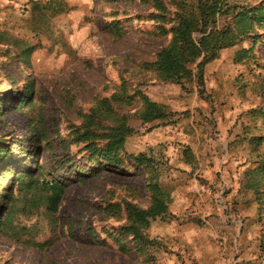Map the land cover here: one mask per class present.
Instances as JSON below:
<instances>
[{
  "label": "rangeland",
  "instance_id": "rangeland-1",
  "mask_svg": "<svg viewBox=\"0 0 264 264\" xmlns=\"http://www.w3.org/2000/svg\"><path fill=\"white\" fill-rule=\"evenodd\" d=\"M230 1L239 4L240 9L263 0ZM148 10L139 0H94L89 22H23L22 34L13 36L36 44L29 63L15 57L14 49L11 56L5 53L11 45L10 38L0 36V92L4 93L0 103V149L10 152L0 163V196L3 186L14 187V176L21 170H44L49 177L60 176L70 182L59 208L60 226L56 232L47 226L44 216H39L40 231L35 238L43 241L52 237L55 243L40 251L0 234V264H159L160 259L174 253L181 261L182 252L188 253L190 237L198 244L223 243L221 235L214 231L220 226L239 230V249L248 252L238 264H264V27L254 25L260 42L252 49V57L242 61H236L235 54L241 48H252V39L238 38L232 31L220 36L222 48L217 58L205 64L204 85L200 87L198 61H193L171 34H153V21L136 17L140 12L148 14ZM114 16L120 20L132 18L125 23V36L118 40L108 36L104 27ZM124 68L126 79L165 105L169 115L161 121L142 124L136 102L127 110L129 134L124 155L130 166L99 169L88 163L81 146H75L70 127L81 122L80 112L89 110L95 96L111 93L106 84L120 85L119 69ZM28 80L34 81V100L25 108L19 103ZM230 116L238 117L240 122L234 145L243 173L248 171L253 180L255 202L253 215L246 216L250 205L239 198L238 207L231 208L234 219L222 220L218 212L223 204L216 189L211 191L208 203L201 200L199 193L208 179L200 163L205 155V136L218 139L221 130L229 128L224 120ZM157 122L171 130L184 123L186 147L183 153L177 150L182 142L176 138L172 155L178 163L176 176L182 175L177 183L184 200V215L180 217L170 214V206L163 212L158 200L160 195H172L176 187L166 172L174 167L170 158L164 151L158 156L149 142ZM140 154L154 160L157 195L147 189L148 171L128 157ZM6 168L14 171L3 178ZM126 202L153 212L148 228L142 230L153 243L143 247L142 252L134 249L129 236H125L128 252H121L107 234V230L121 232L126 222ZM206 204L211 205L209 212ZM4 205L2 197L0 212ZM35 220L27 221L22 215L13 218L15 224ZM96 238L109 245L95 242Z\"/></svg>",
  "mask_w": 264,
  "mask_h": 264
},
{
  "label": "trees",
  "instance_id": "trees-1",
  "mask_svg": "<svg viewBox=\"0 0 264 264\" xmlns=\"http://www.w3.org/2000/svg\"><path fill=\"white\" fill-rule=\"evenodd\" d=\"M104 3L120 2L122 0H102ZM134 1V0H133ZM144 8H149L148 14L140 12L138 19L153 21V34L172 35V40L178 41L197 62V81L201 87L204 85L205 64L217 58L222 46L218 38L227 32H234L238 38H250L253 41L252 48H241L235 54L236 61L252 57V49L260 42V34L255 29V24L264 27V0L252 7H242L232 4L230 0H139ZM241 7V6H240ZM115 14V13H114ZM113 15V13H109ZM132 18L120 20L114 18L105 22V31L114 40L125 36V23ZM155 22V24H154ZM231 22V23H230ZM36 44L27 43L24 40L13 38L5 53L29 63V56L36 49ZM159 67L158 62H156ZM160 70V67H159ZM127 68L119 69L120 85L106 84V89H112L110 94L97 95L87 112H80L81 122L70 127L71 137L75 146H81L80 151H86L88 163L99 169L107 166L121 168L129 167L126 162L125 142L129 134L128 120L130 113L127 111L136 102L139 104L140 120L142 124H149L168 117L167 107L147 95L139 84L131 83L124 74ZM1 81V80H0ZM34 81L28 80L23 89V99L19 103L21 107L28 108L33 103ZM18 92V91H17ZM4 93L0 92V103L3 104ZM8 149H0V163L5 161ZM138 167L142 166L148 171L147 189L153 195L159 194L157 173L154 171V160L143 154L128 156ZM13 168H6L2 177L12 173ZM57 172H54L56 175ZM60 177V176H59ZM59 177H49L44 170L32 172L19 171L13 179L14 187L3 186L5 205L0 212V234L7 239L15 240L28 247L43 251L55 243L50 237L43 241L35 237L39 234V216H44L47 226L52 232L59 228L58 212L64 195L69 185L68 180ZM119 207L118 211L121 212ZM124 211L126 222L121 225L119 232H109L118 249L128 252V241L125 236L131 237V244L138 252L142 248L153 243L144 233L147 229L153 212L151 209H143L134 203L126 202ZM22 215L31 223H17L14 216ZM124 235V236H123ZM75 237V234L72 233ZM95 242L108 246L102 238H96Z\"/></svg>",
  "mask_w": 264,
  "mask_h": 264
},
{
  "label": "crops",
  "instance_id": "crops-1",
  "mask_svg": "<svg viewBox=\"0 0 264 264\" xmlns=\"http://www.w3.org/2000/svg\"><path fill=\"white\" fill-rule=\"evenodd\" d=\"M94 8V0H0V36H8L10 39L8 42L12 44L13 38H18L13 35H21V28L23 22H89L92 10ZM10 35V36H9ZM7 42V41H4ZM1 43V42H0ZM8 44V43H6ZM9 46V44H8ZM161 121V120H157ZM156 122V121H154ZM225 123L229 124L227 130H221L219 138L213 140L209 136H205V155L200 165L204 168L205 181L204 191L200 194L201 200H211V191L216 189V196L220 198V212L222 220L226 218L235 217V211L231 210L232 206L235 209L238 207V199H244L247 204L250 205L249 214L252 216L254 213V193L252 179L250 178L248 171H242V162L239 161V153L235 148V142L237 137V123L238 117L230 116L225 118ZM183 122L180 123L178 128L173 130L169 127H163L157 122L154 124L152 134L149 136V142L154 149L156 148L158 156L164 154L167 158H170V162L174 167L167 169L168 176L171 183L174 185L172 195L163 199L160 195L159 203L163 212L169 209L170 214L180 217L184 215L182 210L183 198L181 195L183 192L179 190L181 187H177V183L182 179V175L176 176L175 169L178 168V163L174 161L173 152L176 150L175 140L176 138L182 143L178 146L177 150L181 149L184 152L186 146H183L186 136L184 132ZM161 149V151H159ZM210 153V154H207ZM154 158L156 156L154 155ZM173 172V173H172ZM177 179L178 180H174ZM251 179V180H250ZM250 183V185H249ZM163 193V192H162ZM171 199H173V205L171 207ZM182 201V202H181ZM230 207V210L228 209ZM206 212L210 211L211 205H205ZM167 212V210H166ZM168 233L170 230H167ZM196 232L195 230H192ZM217 235H221L224 240L220 245L216 244H198L194 239L190 237L188 253L185 250L182 252L183 256L181 261L177 259V253L160 259L159 264H238L243 256L248 252V249H239L240 243L238 242L239 230L235 227H223L220 226L219 230H215ZM195 232L191 233V236L195 235ZM186 248V249H187ZM163 252L162 250H159ZM241 257V258H240Z\"/></svg>",
  "mask_w": 264,
  "mask_h": 264
}]
</instances>
